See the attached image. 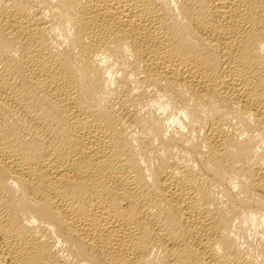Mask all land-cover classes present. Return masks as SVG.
<instances>
[{"label":"bare ground","instance_id":"bare-ground-1","mask_svg":"<svg viewBox=\"0 0 264 264\" xmlns=\"http://www.w3.org/2000/svg\"><path fill=\"white\" fill-rule=\"evenodd\" d=\"M0 264H264V0H0Z\"/></svg>","mask_w":264,"mask_h":264}]
</instances>
